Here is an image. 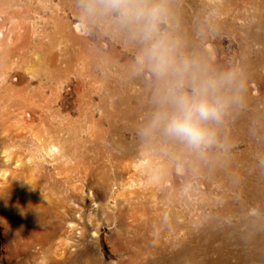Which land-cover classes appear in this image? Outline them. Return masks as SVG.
<instances>
[{
    "label": "rangeland",
    "instance_id": "obj_1",
    "mask_svg": "<svg viewBox=\"0 0 264 264\" xmlns=\"http://www.w3.org/2000/svg\"><path fill=\"white\" fill-rule=\"evenodd\" d=\"M184 1L165 2L170 13L167 28L173 36H177L175 40L180 45V52L191 55V47L201 42V34L194 33L191 40L185 36L183 26L185 23L189 27L207 26L209 31L212 19L208 22L207 14L201 12L199 15L197 11L208 7L204 0H197L194 6L188 0ZM66 4L67 8L64 7ZM103 18L84 16L82 0H4L0 3V108H7L8 111L4 101L5 98L18 97L14 90L20 91L21 95V104L15 113L3 109L12 117L4 115L0 120L3 133L8 135V138L0 140V186L6 191L3 194L0 190V194L4 195L0 202V264H264V223L257 219L260 213V219L264 220V211L258 212L254 204L249 205L248 216L256 222L244 227L235 226L242 218L240 211L234 217L224 215L227 217L223 220L215 221L214 218L218 213L223 214L228 205L229 198L220 196L248 182L246 175L240 177V183L222 174L215 175L207 168L210 162L207 154L211 149L225 154L218 135H226L239 127L234 128L235 120L234 123H227L230 104L222 120L211 125L215 129L217 143L201 151L189 148V153L182 159L167 155L164 160L170 168L164 171L167 175L165 173L160 186L156 179L160 169L148 166L156 160L152 154L155 149L150 150L149 155L140 151L135 153L138 156L133 154L124 159L132 165L128 171L118 175L111 161L97 157L98 146L95 145L106 142L113 148L112 141L118 139V135H111L107 122L108 117H114L116 109L113 101L119 98L111 90L122 88L120 91L126 90L129 95L138 94L143 100L145 90H155L153 93L157 94L156 88L160 87L152 74L136 62L141 43L114 20ZM77 24L82 26V32L77 30ZM225 26L220 34H212L207 43L202 42L200 49L209 60L210 48L218 53L219 62L216 60L210 65L215 72L234 69L236 86L228 94L236 91L240 96L244 71L236 58L240 52L239 44L230 35V25ZM252 72L261 77L263 94L260 96L264 97V67L254 68ZM251 80L254 79L246 83ZM96 81L98 83L95 84ZM254 83H250L252 89ZM139 98L132 99L135 112L133 119L128 120L131 129L126 133L127 143L140 140L139 133L147 130V121H151L156 112L148 109L154 98L146 99L143 107L138 106ZM237 108L239 111L243 109L242 106ZM158 130L144 139L149 141L144 143L166 144L165 140L169 139H165L162 129ZM174 141L176 144L180 142ZM237 145V152L247 148L243 142ZM191 153H194L196 162L194 170L190 167ZM107 164L111 174L108 185L101 174L108 170ZM200 165L203 167L198 170ZM170 191H177L179 197L184 198V203L170 200ZM191 193L193 196H189ZM187 194L194 207L192 215L188 214L191 209L187 205ZM235 204L233 208L239 205ZM251 229L262 239L243 236L252 233ZM182 244L192 245L195 256L182 259L177 256L176 252Z\"/></svg>",
    "mask_w": 264,
    "mask_h": 264
},
{
    "label": "bare ground",
    "instance_id": "obj_2",
    "mask_svg": "<svg viewBox=\"0 0 264 264\" xmlns=\"http://www.w3.org/2000/svg\"><path fill=\"white\" fill-rule=\"evenodd\" d=\"M2 1L4 0H0V3H2ZM54 0H51V2ZM63 1L64 0H60ZM66 1V0H65ZM169 1V0H165ZM173 1V0H172ZM190 1V4L192 6L197 5V0H188ZM207 4L208 7L205 9H200L197 10L199 15L200 13H204L207 14V20L209 22V20L212 21L210 22L211 29L208 31V27L203 26V27H189L188 24L185 23V25L183 26L184 28V34L185 36L187 35L188 38L191 39L192 35L194 33H199L201 34V42L200 43H196V45L192 46L191 42H190V46L192 49V54L189 55L191 57H193L198 63H201V67L205 65L208 66L209 68H212V66H210L211 64H213V61H216L219 57L218 53H216V51L214 50V48H210V60L207 57L206 54H202L201 53V49H200V44H202V42L207 43L209 41V36L210 35H215L217 36L218 33L221 31V29H224V26L226 24L230 25V30L232 31V33L230 35H232L235 39V41L239 44V49L240 52L237 55V59L240 62V64L243 67V71H244V75L242 78V92L240 91V93H242L240 96H238V92L236 93V91H232L231 94H228L230 97H232V102L230 103L231 106V113L229 112V120H227L230 124V121L233 122L234 120L237 122L239 120V122H235V127H238L236 129H233L231 131H229L226 135L222 134V131L219 132L222 135H218L219 138L221 139V142L223 143V146L225 148V154H221V152L218 151H212L209 155V159L210 162L209 164H207V168H209L210 172L213 174H222L225 177H229V179L232 181H240L241 183V179L240 177L242 175H246L248 177V182H246L245 186L239 187V188H235V190H232L231 192L228 191L229 193H224L223 195H221L220 197H228V205L225 207L226 211L221 213H218L216 216H214L215 221L218 220H223V218L225 217H234L236 216L239 211L241 212V217L238 222L236 223V227H242L243 225H252L253 222L256 221H252V219H250V217L248 216L247 213V208L249 205L254 204V206L257 207L258 212L259 211H264V97L260 96L262 93L261 91V86H260V81H261V77L260 75H255V73L253 74L252 70L254 68L257 67H264V0H204ZM179 2V1H178ZM183 2H185L183 0ZM201 2V1H200ZM67 3V2H66ZM172 3V2H171ZM187 3V2H186ZM166 4V3H165ZM179 4V3H177ZM205 4V3H204ZM171 5V4H170ZM201 5V3H200ZM65 8H67V4L66 6H64ZM167 7V6H166ZM189 7V6H188ZM182 8V6H181ZM190 9V8H189ZM177 10V9H176ZM180 10V9H179ZM182 10V9H181ZM184 10V9H183ZM194 10V9H193ZM44 11V10H41ZM170 11L172 12V10L170 9ZM185 11V10H184ZM192 11V10H191ZM39 12V10H38ZM45 12V11H44ZM181 12V11H179ZM174 14V12H172ZM185 13V12H183ZM178 14V12H177ZM191 13H189L190 15ZM203 14V15H204ZM181 15V14H180ZM178 15V16H180ZM198 15V16H199ZM172 16V15H171ZM176 16V15H175ZM177 16V17H178ZM203 17V16H201ZM170 18V16H169ZM187 19L189 18L188 15L186 17ZM216 18V19H215ZM186 19V20H187ZM193 19V18H192ZM195 19V18H194ZM198 20V18H196ZM104 20V18H103ZM102 21V20H101ZM173 21V20H172ZM199 21H201L199 19ZM204 21V20H202ZM215 21V25L213 24ZM192 22V21H191ZM207 22V21H206ZM114 23V22H113ZM180 23V22H179ZM189 23V22H188ZM111 25V24H110ZM117 25V24H116ZM190 25V24H189ZM205 25V24H204ZM118 26V25H117ZM120 27V26H119ZM226 27V26H225ZM114 28V27H113ZM169 28V27H168ZM171 28V27H170ZM180 28V27H179ZM182 28V29H183ZM181 29V30H182ZM202 29V30H201ZM77 30L79 32H82V26L79 24H77ZM112 30V28L110 29ZM122 30V29H121ZM176 30V29H175ZM178 30V29H177ZM229 30V31H230ZM170 31V30H169ZM179 32V31H178ZM182 32V31H181ZM119 33V32H118ZM117 33V34H118ZM124 33V32H123ZM121 34V33H120ZM179 34V33H178ZM220 34V33H219ZM179 36V35H178ZM177 37V36H174ZM183 36H181L182 38ZM195 37V36H194ZM219 37V36H218ZM121 38V36H120ZM179 38V37H178ZM177 38V39H178ZM199 38V37H198ZM123 39V37H122ZM184 39V38H182ZM181 39V40H182ZM187 40V38H185ZM193 39V38H192ZM191 39V40H192ZM51 40V39H50ZM189 40V39H188ZM132 41V40H131ZM184 41V40H183ZM199 41V40H197ZM126 42V41H125ZM132 43V42H130ZM136 43V42H135ZM186 43V42H185ZM211 43V41H210ZM126 44V43H125ZM187 44V43H186ZM179 45V44H178ZM210 45V44H209ZM131 46V45H130ZM135 46V45H134ZM180 47V45H179ZM128 48V47H127ZM131 48V47H130ZM137 48V47H136ZM190 48V47H189ZM140 49V48H139ZM220 49V48H219ZM128 50V49H127ZM133 50V49H132ZM130 50V52L132 51ZM135 50V49H134ZM182 50V49H181ZM190 50V49H189ZM139 51V50H138ZM98 53V52H97ZM114 53V52H113ZM187 53V52H186ZM93 55V53H92ZM101 55V54H100ZM115 55V53H114ZM121 55V54H120ZM119 55V56H120ZM123 55V54H122ZM126 55V54H125ZM128 55V54H127ZM98 56V55H97ZM96 56V57H97ZM103 56V55H102ZM106 56V55H105ZM109 56V55H108ZM107 56V57H108ZM95 57V56H94ZM99 57V56H98ZM97 57V58H98ZM129 57V56H128ZM96 58V59H97ZM102 58V57H101ZM235 58V57H233ZM94 59V58H93ZM95 59V60H96ZM106 59V58H105ZM92 60V59H91ZM103 60V59H102ZM107 60V59H106ZM111 60V59H110ZM114 60V59H113ZM234 60V59H233ZM97 61V60H96ZM101 61V59H100ZM116 61V59H115ZM127 61V60H126ZM221 61V60H220ZM111 62V61H110ZM125 62V61H124ZM219 61L217 60V63ZM93 63V62H92ZM112 63V62H111ZM110 63V64H111ZM117 63V62H116ZM120 63V62H119ZM118 63V65H119ZM133 63V62H131ZM216 63V62H215ZM91 64V63H90ZM95 64V63H94ZM113 64V63H112ZM121 64V63H120ZM124 64V63H123ZM221 64V63H220ZM98 66V65H97ZM127 66V65H126ZM134 66V65H133ZM222 66V65H221ZM120 67V66H119ZM220 66H218L219 68ZM223 67V66H222ZM221 67V68H222ZM121 68V67H120ZM125 68V67H124ZM128 68V66H127ZM125 68V69H127ZM131 68V67H130ZM207 68V67H206ZM216 68V67H214ZM219 68V69H221ZM228 68V67H227ZM91 69V68H89ZM107 69V68H106ZM124 69V70H125ZM128 70V69H127ZM136 70V69H135ZM218 70V69H217ZM224 70V69H223ZM230 70V69H229ZM228 70V71H229ZM122 71V70H121ZM130 71V70H129ZM215 71V70H214ZM220 71V70H219ZM236 71V70H235ZM258 71V70H257ZM256 71V72H257ZM93 72V71H92ZM232 72H234V69H232ZM255 72V71H254ZM122 73V72H121ZM235 73V72H234ZM261 74V72H259ZM93 74V73H92ZM120 74V73H119ZM137 74V73H134ZM141 73H139L140 75ZM240 74V73H239ZM243 74V73H242ZM241 74V75H242ZM127 75V74H126ZM107 76V75H106ZM134 76V75H133ZM110 77V76H109ZM129 77V76H128ZM132 77V76H131ZM143 78V77H142ZM107 79V78H106ZM109 79V78H108ZM113 79V78H112ZM119 79V78H118ZM123 79V78H122ZM125 79V78H124ZM140 79V78H139ZM138 79V80H139ZM250 79H254L251 80L249 83H246L248 80ZM97 80V79H96ZM101 80V79H100ZM114 80V79H113ZM121 80V79H120ZM136 80V79H135ZM141 80V79H140ZM237 80V79H236ZM102 81V80H101ZM105 81V80H104ZM116 81V80H115ZM114 81V82H115ZM133 81V80H132ZM143 81V80H142ZM145 81V80H144ZM156 81V80H155ZM255 81L254 83V87L253 89L250 86V83ZM103 82V81H102ZM108 82V81H107ZM134 82V81H133ZM140 82V81H139ZM241 82V81H240ZM239 82V83H240ZM98 83L97 81L95 82V84ZM100 83V81H99ZM104 83V82H103ZM153 83V82H151ZM150 83V84H151ZM238 83V82H237ZM110 84V83H109ZM116 84V83H115ZM122 83H120L121 85ZM138 84V83H137ZM142 84V83H141ZM140 84V85H141ZM144 84V83H143ZM148 84V83H147ZM154 84V83H153ZM157 84V83H156ZM106 85V84H105ZM126 85V84H125ZM155 85V84H154ZM116 86V85H115ZM124 86V85H123ZM133 86V85H131ZM146 86V85H145ZM158 86V85H157ZM100 87V86H99ZM109 87V86H108ZM129 87V85H128ZM140 87V86H139ZM131 88V87H130ZM239 88V87H238ZM98 89V87H97ZM108 89V88H107ZM122 89V88H121ZM120 89V90H121ZM146 89V88H145ZM153 89V88H152ZM158 89V88H156ZM119 88H114L111 90V93L118 94L119 98L116 99V101H113V105L116 109V113L113 116H111L110 118L108 117L107 122L110 125V132L111 135L113 133L118 135V139L112 141L113 144L116 147L115 150H117L115 152L114 150V146H112L113 148L107 146L105 143L102 144V142H97L98 144L95 145L97 148V157L100 159L106 158L108 159V161H111V163L113 164L112 166L116 167L114 172L116 175H118L119 173H123L124 171H128L129 167H131V163L129 162H125L124 159H127L129 157H132L133 154L140 152V151H145L144 153H149L150 150H154V152H152V154L155 156L154 159L155 162H153L154 164H152L150 161V163L148 164V166L153 169H160L158 175H157V182L159 183V186L161 183H163V180L165 179V173L164 171H167L170 167H169V163H166L164 159H166L167 155H173V157H176L177 159L180 158L182 159L184 156H186L188 150H190L187 146H185L182 142H179L178 144L174 143V139L170 138L168 136L165 135V139L168 138L169 141L171 140V142H169L167 139V141L165 140L166 144L164 143V145L161 143L159 144H145L144 141L149 142L147 140V137L150 136V134H152L153 132L157 131V130H149V127L146 128V131H141L139 133L140 135V140L138 142L135 143H127V138H126V133L131 129V125L128 124V120H130L134 115L133 111V106H132V99L134 97H137V99L139 98L137 95H129L128 91L124 90L120 91ZM236 90V88H235ZM251 90L253 91V93L255 95L252 94ZM264 90V89H263ZM144 91V90H143ZM155 91V90H154ZM152 90H145V95H142V97H145L143 100L140 99L139 100V107H143L145 106V100L146 99H155L153 100V102L151 101L150 105L151 107H148V109L150 108L151 111H156L159 107L158 105V98H157V94H154ZM238 91V89H237ZM20 92V91H19ZM19 92L14 90V93L18 95V97H13V98H5L6 95L4 96L5 101L4 104L9 107L8 111L7 108H0L1 111V116H0V120L2 118V116L6 115L9 117H12L11 115H7V112L10 113H15V111H17L18 107L20 106L21 102V95L19 94ZM137 92V91H136ZM110 93V92H109ZM140 93V92H139ZM14 94V96H15ZM133 94V93H132ZM105 96V95H104ZM116 96V95H115ZM141 96V95H140ZM109 98V96H108ZM3 99V96L1 98V100ZM104 100V98H103ZM106 101V100H105ZM104 102V101H103ZM102 102V103H103ZM107 102H109V100H107ZM106 102V103H107ZM138 102V100H137ZM149 103V102H148ZM19 105V106H18ZM104 105V103H103ZM108 105V103H107ZM134 105V104H133ZM124 106V107H123ZM137 106V107H138ZM149 106V105H148ZM238 106H242L243 109H241L242 111H239V109L237 108ZM136 107V106H135ZM157 107V108H156ZM108 108V107H107ZM106 108V110H107ZM147 108V107H146ZM229 108V107H228ZM3 109H5L7 112H5ZM110 109V107H109ZM140 109V108H139ZM147 109V110H148ZM143 110V109H142ZM149 110V111H150ZM146 110L144 109V112ZM148 111V112H149ZM141 112V111H140ZM143 113V112H142ZM109 114V113H108ZM148 114V113H146ZM15 115V114H14ZM13 115V116H14ZM138 115V114H137ZM140 115V114H139ZM228 115V114H227ZM225 115V116H227ZM105 116V115H104ZM139 118V117H138ZM137 118V119H138ZM228 118V117H227ZM106 119V118H105ZM133 119V118H132ZM135 119V118H134ZM149 119V118H148ZM144 120V119H142ZM225 120V119H224ZM223 120V121H224ZM99 121V120H97ZM122 121H126L125 124L120 123ZM132 122V121H131ZM135 122V121H134ZM150 120L147 121L148 125L150 124ZM226 122V120H225ZM142 123V122H141ZM222 123V122H221ZM234 123V122H233ZM101 124V123H100ZM136 124V123H135ZM139 124V123H137ZM136 124V125H137ZM144 124V123H143ZM108 125V124H107ZM135 125V126H136ZM232 125V124H231ZM238 125V126H237ZM2 121H0V135H2L3 137H0V140H4L6 138H8V135L4 134L2 131ZM134 126V125H132ZM215 126V125H214ZM139 127V126H138ZM222 127V126H221ZM217 128V126H216ZM225 128V127H224ZM107 129V128H106ZM105 129V130H106ZM221 129V128H220ZM223 129V128H222ZM103 130V129H101ZM104 130V131H105ZM133 130V129H132ZM144 130V129H143ZM161 130V129H159ZM158 130V131H159ZM215 130V129H214ZM226 130V129H225ZM228 130V129H227ZM107 131V130H106ZM105 131V132H106ZM161 132V131H160ZM102 134V132H101ZM100 134V135H101ZM106 134V133H105ZM156 134V133H155ZM103 135V134H102ZM110 135V136H111ZM154 135V134H153ZM99 136V135H98ZM115 136V135H114ZM97 137V136H96ZM255 137H258V139L256 140ZM115 138V137H114ZM154 138V136H153ZM157 138V137H156ZM164 138V137H163ZM255 138V139H254ZM100 139V138H99ZM155 139V138H154ZM158 139V138H157ZM217 139V138H216ZM101 140V139H100ZM99 140V141H100ZM161 140V139H160ZM163 140V139H162ZM98 141V140H96ZM174 141V142H173ZM154 142V141H152ZM177 142V141H176ZM239 142H243L245 143V145L247 146L246 149L242 150V151H236V147L238 146L237 144H239ZM180 143H182V145H180ZM217 143V142H216ZM53 144V143H52ZM220 144V143H219ZM51 145V144H49ZM214 145V144H213ZM218 145V144H217ZM243 146V145H242ZM54 147V144H53ZM86 147V146H85ZM89 147H87L85 150H87ZM244 148V147H242ZM57 149V148H56ZM222 149V148H221ZM58 151V149H57ZM147 151V152H146ZM223 151V152H224ZM236 151V152H234ZM93 152V151H92ZM206 152V151H205ZM189 153V152H188ZM208 153V152H207ZM50 154V153H49ZM87 154V153H86ZM143 154V153H142ZM194 153H191V158H192V164L190 167H192V169H196L194 166H196V162L194 160L193 155ZM206 154V153H205ZM95 155V154H94ZM92 155V156H94ZM137 155V154H135ZM149 155V154H148ZM138 156V155H137ZM146 156V155H145ZM152 156V155H151ZM150 156V157H151ZM135 157V156H133ZM205 157V156H204ZM203 157V158H204ZM207 157V156H206ZM94 159V158H93ZM149 159V158H148ZM185 159V158H184ZM188 159V158H187ZM206 159V158H205ZM92 160V157H91ZM104 160V159H103ZM100 161V160H99ZM206 161V160H205ZM98 162V161H97ZM208 162V160H207ZM259 162V163H257ZM99 163V162H98ZM97 163V164H98ZM104 163V162H102ZM187 163V162H186ZM200 163V162H199ZM205 164V165H206ZM101 165V163H100ZM99 165V166H100ZM106 165V164H105ZM104 165V166H105ZM187 165V164H186ZM190 165V164H189ZM188 165V166H189ZM108 170L106 169V171H102V178L103 181L108 185V183H110L111 181V174L109 172V168L110 165L107 164ZM92 167V166H91ZM95 167V166H94ZM184 167V166H183ZM203 166H199L197 167L198 170H201ZM99 168V167H98ZM97 168V170H98ZM121 170H120V169ZM105 169V168H103ZM144 169H146V167H144ZM182 169V168H180ZM96 170V169H93ZM102 170V169H101ZM157 171V170H156ZM199 173V172H198ZM157 174V173H156ZM114 175V174H113ZM167 175V173H166ZM218 176V175H217ZM223 180V179H222ZM258 180V181H257ZM224 181V180H223ZM158 186V185H157ZM232 186V185H231ZM230 187V186H229ZM228 187V188H229ZM236 187V185H235ZM157 188V187H156ZM167 188V187H166ZM4 187L0 186V190L1 193H5L6 191H4ZM161 189V188H159ZM172 189V188H170ZM261 189V190H260ZM163 190V188H162ZM161 190V191H162ZM175 190V189H174ZM190 191V190H189ZM194 192V190H191ZM172 192L170 194V197L174 202H176L177 204L179 203H184V198L183 197H179V194L177 193V191H170ZM196 192V191H195ZM216 192V191H215ZM164 193V191H163ZM168 193V192H167ZM186 193V192H185ZM189 193V192H188ZM199 193V192H198ZM197 193V194H198ZM217 193V192H216ZM194 194V193H193ZM196 194V193H195ZM215 194V193H214ZM228 194H230L231 196H228ZM167 195V194H166ZM186 195V194H185ZM220 195V194H219ZM6 196V195H5ZM163 196V195H162ZM188 196V194H187ZM189 196H193L192 193ZM189 196L187 197V205L190 207L191 211L188 214L193 213V208L192 207V202L188 201L189 200ZM168 197V196H167ZM185 197V196H184ZM2 198H4V195L0 194V202L2 200ZM6 199V198H5ZM210 199V198H209ZM215 200V199H214ZM6 201V200H5ZM207 201V200H206ZM186 203V202H185ZM196 203V202H194ZM239 204L237 208H233V204ZM1 204V203H0ZM3 204V203H2ZM170 204V203H168ZM235 204V205H236ZM4 205V204H3ZM186 205V206H187ZM194 205V204H193ZM174 206V205H173ZM185 206V205H184ZM213 206V205H212ZM4 207V206H3ZM197 207V206H196ZM204 207V206H203ZM215 207V206H214ZM185 208V207H184ZM186 209V208H185ZM213 209V207H212ZM217 209V207L215 208ZM224 209V210H225ZM254 209V208H253ZM196 210V209H195ZM170 211V210H169ZM180 211V210H179ZM178 211V212H179ZM254 212V211H253ZM170 213V212H169ZM211 213V212H210ZM177 213H175L176 215ZM181 214V213H180ZM185 214V213H184ZM256 214V213H255ZM260 213L257 214V219L261 221V223H264V220L260 219L261 215H259ZM186 215V214H185ZM198 215V214H197ZM196 215V216H197ZM227 215V216H224ZM263 215V214H262ZM168 216V215H166ZM173 216V215H172ZM182 216V215H181ZM187 217V216H186ZM175 218V217H174ZM192 218V216H191ZM196 218V217H195ZM201 218V217H200ZM184 219V218H183ZM213 219V217H212ZM191 220V219H190ZM203 220V219H202ZM176 221V220H175ZM187 221V220H186ZM210 221V220H209ZM214 221V220H213ZM177 222V221H176ZM183 222V221H182ZM198 222V221H197ZM204 222V221H203ZM202 222V223H203ZM234 222V220H233ZM259 222V221H258ZM178 223V222H177ZM259 223V224H261ZM178 225V224H177ZM195 225V224H194ZM214 225V224H213ZM219 225V224H218ZM256 225V224H255ZM253 225V226H255ZM174 226V225H173ZM187 226V225H186ZM232 226V225H231ZM263 226V225H262ZM212 227V226H211ZM244 227V226H243ZM184 228V227H183ZM190 228V227H189ZM219 228V227H218ZM228 228V227H227ZM254 228V227H253ZM209 229V227H208ZM226 229V228H225ZM234 229V227H233ZM232 229V230H233ZM212 230V229H211ZM228 230V229H227ZM235 230V229H234ZM253 229H251L252 232ZM256 230V229H255ZM187 231V230H186ZM191 231V230H190ZM223 231V230H222ZM225 231V230H224ZM248 231V230H247ZM194 232V231H193ZM192 232V233H193ZM233 232V231H232ZM240 232V231H239ZM259 232V231H258ZM220 233V232H219ZM231 233V231H230ZM242 233V232H241ZM188 234H190V232L188 231ZM222 234V233H221ZM240 234V233H239ZM195 235V234H194ZM243 235V234H242ZM220 236V235H219ZM245 237H249L250 239L253 240H261L262 238L257 237L260 236L257 233H249V235H243ZM244 237V238H245ZM189 238V237H188ZM212 238V237H211ZM228 238V237H227ZM238 238V237H237ZM224 240V239H223ZM245 240V239H244ZM252 240V241H253ZM226 241V240H225ZM231 241V240H230ZM239 241V240H237ZM254 242V241H253ZM180 243V242H179ZM212 243V242H211ZM247 243V242H246ZM181 244V243H180ZM226 245V244H225ZM231 245V244H230ZM238 245V244H236ZM192 246V245H191ZM188 244H182L180 249L176 252L177 256H179L181 259L186 257V256H195L193 254V248ZM243 246V245H242ZM217 247V246H216ZM214 247V248H216ZM253 247V246H252ZM210 248V247H209ZM241 248V247H240ZM195 249V248H194ZM228 249V248H227ZM247 249V248H246ZM224 250V249H223ZM230 250V249H229ZM221 251V250H220ZM226 251V250H225ZM224 252V251H223ZM229 253V252H228ZM231 253V252H230ZM174 254V253H173ZM196 254V253H195ZM222 254V253H221ZM220 254V255H221ZM229 255V254H228ZM242 255V254H240ZM174 257V256H173ZM224 257V256H223ZM236 257V256H235ZM254 257V256H253ZM255 258V257H254ZM196 259V258H195ZM219 259V258H218ZM224 259V258H223ZM241 259V258H240ZM185 260V259H183ZM194 260V259H193ZM192 260V262H193ZM216 260V259H215ZM229 261V260H228ZM170 262V260H169ZM172 262V261H171ZM170 262V263H171ZM177 262V261H176ZM180 262V261H178ZM195 262V261H194ZM220 262V261H219ZM212 263V262H211ZM237 263V262H236ZM173 264V263H172ZM220 264V263H219Z\"/></svg>",
    "mask_w": 264,
    "mask_h": 264
},
{
    "label": "clouds",
    "instance_id": "obj_3",
    "mask_svg": "<svg viewBox=\"0 0 264 264\" xmlns=\"http://www.w3.org/2000/svg\"><path fill=\"white\" fill-rule=\"evenodd\" d=\"M86 17L114 20L141 43L137 64L147 69L160 87L158 109L149 130L162 129L170 138L201 151L216 143L213 124L219 123L236 86L232 71L217 73L182 54L168 30L165 0H82Z\"/></svg>",
    "mask_w": 264,
    "mask_h": 264
}]
</instances>
